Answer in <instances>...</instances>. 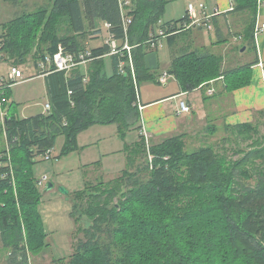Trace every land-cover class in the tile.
Listing matches in <instances>:
<instances>
[{"label": "trees", "instance_id": "obj_1", "mask_svg": "<svg viewBox=\"0 0 264 264\" xmlns=\"http://www.w3.org/2000/svg\"><path fill=\"white\" fill-rule=\"evenodd\" d=\"M0 1L18 11L3 25L0 61L19 66L32 57L40 66L59 47L76 59L91 52L88 68L57 71L53 66L47 75L41 70L38 76L46 78L49 111L21 118L14 102L5 105L7 115L0 125L7 140L0 151V239L9 252L6 264H37L33 259L52 247L39 212L43 195L40 179L33 174L37 159L46 160L61 136V156L80 150L79 134L93 125L115 124L124 139L133 128L141 130L140 87L167 76L147 67V54L156 51L163 38L175 41L205 27L185 29L190 22L187 11L179 20L161 22L166 5L175 0H48L34 12L24 0ZM259 2L233 0L229 12L241 18L235 35L254 49L256 58L225 69L223 56L185 48L172 57L168 72L182 92L206 90L207 101L215 95L207 93L210 86L220 80L228 93L251 85L258 64ZM100 22L109 25V38L117 42L120 54H112L106 41L96 47L88 43L102 34ZM126 43L130 51L123 50ZM6 95L10 100L7 91ZM261 116L264 121V111ZM261 125L259 131L258 123L226 127L229 135L222 141L232 135L249 143L245 149L237 144L234 155L225 146L219 149V143L189 152L188 133L150 147L141 135L126 146L127 164L120 176L88 181L72 195L73 237H82L71 256L53 258L52 264H264V122ZM219 129L210 124L206 136L214 138ZM146 229L151 231L152 249L139 261L137 240Z\"/></svg>", "mask_w": 264, "mask_h": 264}, {"label": "crops", "instance_id": "obj_2", "mask_svg": "<svg viewBox=\"0 0 264 264\" xmlns=\"http://www.w3.org/2000/svg\"><path fill=\"white\" fill-rule=\"evenodd\" d=\"M260 1L261 2H259L258 4V15H257V23H256L257 26H261L264 24V0H260ZM43 3L44 4H41L40 6H38V8L42 6H46L48 4V0L46 1L43 0ZM25 4L27 5V3ZM209 6L213 9L220 10V13L214 16L212 19V23L214 25V31H211L207 34L205 29L202 31L195 30L193 33H189L186 34L185 36H181L180 38H178V40L175 41L166 38L169 41V45H171L172 48L175 47L174 49H172L171 57H173L175 54L180 53L185 48L201 49L202 51H205L207 47L206 45H204L205 40L203 38L202 32L207 35H211L212 33H215L217 38L216 41H224L227 40L228 38L235 39L239 37L235 35V32L238 31L236 25L240 20L238 19L237 15L229 14V12H231L235 6L233 0H209ZM8 8L12 13V17L10 19L12 20L15 15V9L9 4H8ZM170 20H175V19H170ZM214 21H216L218 26L220 27V32L218 33L215 32L216 26L214 24ZM4 24L5 23H3V25ZM102 26L104 28L105 24L102 23ZM103 28H99V29L103 30ZM255 38H256L258 64L253 67L252 70L253 76H252L251 85L236 90L231 94L224 90L223 80H220L215 84H212L210 87L214 88L215 95L213 97H208V100L205 101L206 114L204 113V117L206 118L204 119L205 120L204 125L200 123L201 121L198 119L197 116L193 117V124L195 125L194 131L197 130V132H199L200 129H207L210 124L211 125L216 124L220 129L223 128L225 130L226 127L227 128L233 127L239 124L254 123V122L257 123L258 121L261 124L263 123L261 113L264 111V33L255 35ZM228 51H230L229 48ZM157 52L158 51L147 54L146 65L150 70L159 73L160 77H163L164 75L168 74L170 67H168L166 70L161 71V64H160L161 57L157 54ZM223 53L226 52L224 51ZM224 63L226 64V67H228V69L232 68L231 66L228 65L226 57ZM43 77L45 78V76ZM45 82H46V78H45ZM148 83H153V82H148ZM46 88H47V84H46ZM203 91L204 93H206V90ZM152 94L153 93L149 92V94L146 95L141 89L140 113L142 116L144 114V123L142 122V116H141V122L139 123L141 130H137L139 137L141 135L148 137L147 140L152 142V144L154 145V144L162 143L165 139L169 137L184 134L185 130L189 127L190 116L188 114L178 115L177 111L180 101L184 100L183 97L190 96L191 92L185 93L180 91L179 93L175 92V94L173 92H171V94L170 92H168V94H162L157 98H153ZM212 99L214 100L212 101ZM171 101H173L174 103ZM217 103H219L220 105H217ZM168 105H170L169 109L170 110L172 109V111L177 116V120H175V122L173 121L174 120L173 115H169V116L167 115L169 110ZM43 113L45 112H42L41 114ZM212 115L214 116L213 118H211ZM216 120L220 122L217 123ZM173 122L175 123V127L173 126ZM0 125H3V118L1 114H0ZM200 125L202 127H200ZM132 130H136V129L133 128ZM85 132H89L88 133L89 135L87 136L86 135L87 133ZM192 133L193 132H189L188 134L191 136ZM118 134L119 132L117 125L107 126V127H105V125H96L85 130L84 132H82V134L80 133L78 136V145L80 147V150L72 152L68 156L59 160L57 164V169L60 175H62L63 172H69L73 170H83L85 173V177H84L85 183H82L81 186V184H78L81 181V179L71 182L70 180H66L62 176H60L58 178L59 181L57 182V186L58 187L64 186L67 189L69 188L73 190L72 192H78L84 189V186L88 181H95L100 177L104 178L110 176L113 172L115 174L122 173V171L126 168V164H127L126 146L132 145L133 142H129V144L124 142L121 143L120 139L118 141V139L115 138V135ZM4 139L6 141V146H5L6 148L7 140L5 134H4ZM62 141H63V146H62L63 149L65 145V137ZM137 141H135L134 143H136ZM117 155L121 157L122 163L125 164V168L118 171L115 170L113 171L114 166H116L115 164L116 161H113L112 158L113 157L117 158ZM104 159L109 160L107 165L102 164ZM100 166L101 168L99 169L98 167ZM102 166H106L108 168L107 169L108 172H105L102 169ZM55 187L56 184L53 190L52 189L50 191L45 190L44 193L47 195L51 194L52 192L55 193L54 191L56 189ZM48 198L49 199L46 201V203H43L44 201L42 200L43 214H41L47 235L49 234L48 232L55 234L58 228V226H56V223L61 222L58 219L57 215L61 216V212L65 213L64 209L66 208L57 202L55 203L50 197ZM66 210L70 212L72 211V207L71 206L67 207ZM66 227L68 228V232H69L70 230H72L73 225L72 223H70L66 225ZM68 240H70L69 236H68ZM72 251L73 250L71 244L70 247H68V257L72 254Z\"/></svg>", "mask_w": 264, "mask_h": 264}, {"label": "rangeland", "instance_id": "obj_3", "mask_svg": "<svg viewBox=\"0 0 264 264\" xmlns=\"http://www.w3.org/2000/svg\"><path fill=\"white\" fill-rule=\"evenodd\" d=\"M25 3H27V5ZM25 3L24 4L26 5V8L28 9V11L34 12L38 8V6H40L41 4H44L45 2L43 3V0H25ZM200 3H203L207 6L208 13H210V14L214 13L215 9H213L209 6V0H175V1L166 5L165 12L162 16L161 22H167V20H170V19L179 20L185 16L186 11H187L186 9H188L189 4H193L198 8ZM0 7H1V10H0V35H1L3 32V30H2L3 23H6L7 21H9L11 19L12 13L10 12V10L8 8L7 3L0 1ZM218 11L220 12L219 9H218ZM16 12H18L17 9H15V13ZM232 19H233V16H232ZM238 19L241 20L240 17H238ZM242 26H244V25H242ZM99 28H103L102 22H100ZM213 31H214V29H213ZM262 33H264V32H262ZM262 33H259V34H262ZM207 34H204L202 32L203 38L205 40L204 45H206L207 49L205 51L200 50L201 54H204V55L206 53L207 54L208 53L219 54V56H223L224 60L226 57L228 65L231 66L232 68L239 67V66H242L245 64H249L256 57L254 49L252 47H248L246 45V42L243 41L240 37H237L235 39H231V38L229 39L228 38L227 42L221 43L220 45H218V44H215L217 42L216 41V39H217L216 34L215 33H212L211 35H207ZM108 39H109V33L106 29V26H104V28L102 30V34H100L99 37L89 39L88 43L92 47H96V46L103 45L105 43V41H107ZM212 41H213V43H212ZM225 47H226V50H225ZM174 48H172V46L169 45V41L166 38H163L162 41H160V45L156 49V51H158L157 54L161 57V59H160L161 60V63H160L161 64V71L166 70L168 67L171 66V63H172L171 54H172V49H174ZM228 48L230 51H228ZM243 48H245L244 51H243ZM224 51L226 53H223ZM41 62L42 61H40V63ZM106 62H107L106 63L107 73H108V75H110L112 72L111 71V65H110L111 63H110L109 59H107ZM236 64H237V66H236ZM88 65H89V63H86V64H83L81 66L88 68ZM11 67H12V64L9 61H7L5 59L0 61V77L7 79L9 77V70ZM17 67L22 71L23 78L20 80V82L15 83L13 86H11V88H9L7 90L8 94L10 96L9 105L12 104L13 102L16 103V106H17L16 112H17L18 116L21 118H27V117L29 118L32 116H37V115L41 114L42 112H46L47 110L45 109V105L47 103H49V97H48V93H47L45 78L42 75L38 76L39 73L41 72V67L39 65L37 66L35 64V61L32 57L27 58L26 63L20 64ZM225 67H226V64L223 62V68H225ZM225 69H228V67H226ZM140 89H142L146 95L149 94V92L153 93L152 94L153 98H157L158 96H160L162 94H168V92H170V94H171V92H173L175 94V92L179 93L181 91V88L179 86L177 79H175V77L168 75V74L166 77L160 78L159 83H148V82L143 83L141 85ZM212 89H214V88H212ZM205 95L206 94L204 93L203 90L197 89L195 91H192L190 96L183 97L184 98L183 101L187 102L191 107V112L186 113L190 116V119L188 117L190 122H189V127L185 130V133L193 132L191 135V138H189L187 140V146H188L187 150L190 152V151H193L194 148L199 147L201 145H204V144L213 145V144H217V143L220 144L218 146L219 149L221 146H225V150H227L230 155H234V152L237 151V149L239 147L238 145H240V148L245 149L246 145H248L249 143L240 142V140L237 139L235 136L233 138L231 135L229 140L222 141V139L225 136L229 135L228 133H226V131L223 128L219 129L220 131L218 132V135H216L215 137L213 136L214 138H210V137L206 136V134H208L205 132L206 129H200L199 132H202V134L196 135L197 130L194 131L195 125L193 124V117L197 116L198 119L201 121L200 123L202 125H204V122H205L204 119L206 118V117H204V113H205V109H206V104H205V100H204ZM213 100L214 99H212V101ZM171 102H173V101H171ZM217 105H220V104L217 103ZM169 106L170 105H168V109H169ZM178 112L179 111H177V114H178ZM140 115H141V113H140ZM167 115L168 116L173 115V117H174L173 121L174 122H175V120H177V116L172 111V109L168 110ZM178 115H180V114H178ZM213 117L214 116L212 115L211 118H213ZM140 122H141V120H140ZM142 122L144 123V114L142 116ZM174 122H173V126L175 127ZM216 122L219 123L220 121L216 120ZM262 122H264V121H262ZM254 123H256V122H254ZM257 123H258V126L255 129L257 131L261 130V128L263 129L261 123L259 121ZM113 125H115V124L105 125V127L113 126ZM93 126H96V125H93ZM93 126H91V127H93ZM200 127H202V126L200 125ZM85 133H87L86 134L87 136L89 135L88 134L89 132H85ZM115 138H117L118 141L120 139L121 143L124 142V143L129 144V142L134 143L135 141H137L139 138V135L137 133V130H130L127 133L126 139L122 138V136H120L119 134L115 135ZM147 138L148 137H145V141H146V144L148 145V147H150L153 144H152V142L148 141ZM63 139H64V136L57 138L56 145L51 152V159L50 160H44V157H40L37 159L38 162L33 167V174H34L35 178L42 179L43 177H47V179H48L47 182L45 183V186L40 187V190H41L42 195L44 197V198H42V200L44 201L43 203H46V201L49 199L48 197H50L55 203L57 202V203L63 205V207L67 208L70 206L72 207V204H73L72 195L75 192H72L73 190H71L69 188L67 189L64 186L58 187L57 186V182L59 181L58 178L60 176H62L64 179L70 180L71 182L76 181L78 179H81V181L78 184H81V186H82V183H85V178H84L85 173L83 170H73V171H69V172H63L62 175L59 174V171L57 169L58 161L69 155L68 154L65 156H61L62 150H63L62 149V146H63L62 140ZM133 143H132V145H133ZM5 146H6V141L4 139V135L0 134V150H3L5 148ZM233 157H235L234 159L239 158L238 155L233 156ZM120 159H121V157L118 155H117V158L116 157L112 158L113 161H116L115 162L116 166H114L113 171L114 170L118 171V170L125 168V164L122 163V159H121V161H120ZM148 159H149V161H150V159H152L150 155L148 156ZM108 162H109L108 159L107 160L104 159L102 164L107 165ZM98 168L100 169L101 166ZM102 169L105 172H108V170H107L108 168L106 166H102ZM101 173H102V171H101ZM120 175H121V173L115 174L113 172L110 176H107L104 178L100 177L99 179L110 180V179L116 178L117 176H120ZM74 178H76V179H74ZM82 180H83V182H82ZM47 183H52L54 186L56 184V187H55L56 189L54 190L55 193L52 192L51 194H48V195L44 193ZM69 185H71V184H69ZM60 187L66 188L68 190V194L61 193L59 190ZM53 189H54V187H53ZM66 208L64 209L65 213L61 212V216L57 215L58 219L61 222L56 223V226H58V228H57V231L55 232V234L48 232L49 234H48L47 241L49 243H51V246H52L51 250H50L51 252L48 251L47 253L40 256L39 258H35V260L33 259V263L52 264L53 258L54 259L68 258V247H70V245L72 244V250H73V245L77 242V240L80 237H82L81 235L77 236L75 238L73 237V235L76 231V225H75L74 219L71 215L72 211L69 212L66 210ZM39 212H40V214H43L42 202L39 206ZM41 217H42V215H41ZM70 223H72L73 228H72V230H70L68 232V228L66 227V225H68ZM68 236H69L70 240H68ZM139 236L140 237L137 240V245L139 246L138 247L139 256L136 258V260L140 261V259H141V261H142L143 259H145L149 255V251H151V249H152V248H149V240L151 238V231L148 229L143 230L142 232H140ZM49 239H50V241H49ZM8 253L9 252H7L5 249H3L1 239H0V264H6V262H7L6 260L8 258ZM72 253H73V251H72Z\"/></svg>", "mask_w": 264, "mask_h": 264}, {"label": "built area", "instance_id": "obj_4", "mask_svg": "<svg viewBox=\"0 0 264 264\" xmlns=\"http://www.w3.org/2000/svg\"><path fill=\"white\" fill-rule=\"evenodd\" d=\"M127 3L128 2H126L125 4H127ZM187 13H188L187 16H188V19L190 22H188L185 25V29H190V28L195 27V26L196 27L203 26V27H205L206 33H209L211 31H213V29H214V25L212 23L213 17L218 15L220 12L218 11V9H215L214 13L209 14L208 10H207V6L203 3H200L198 8L193 4H189L188 9H187ZM124 23H125V27H127V25L130 23V20L126 18L124 20ZM105 26H106V28L109 27L108 24H105ZM263 30H264V24L261 26H257L255 35H258L259 33L264 32ZM161 34H163V33L161 32ZM106 42L112 48V54H120L121 53V50L118 49V44L115 40L109 38ZM130 49L131 48L128 45V43H126L123 47V50L130 51ZM90 60H91V52L81 54L78 57V59H76L74 55L66 54L64 49L62 47H59V50L56 54H54L52 57L51 56L47 57L45 59V61L40 63V67H41V70L46 73L45 75H47L49 72H51L50 68L53 66L57 71H68V70H71L72 68L77 67L79 65L86 64V63L90 62ZM122 68H123V65H122ZM131 68L133 71L132 64H131ZM164 77H166V76H164ZM22 78H23V73L17 66H12L10 68L9 77L7 79L0 77V114L3 118V123H4L5 117L7 115V112L5 111V105H6V103L9 102V98L6 95V91L11 86H13L15 83L20 82V80ZM213 92H214V89H209L207 91V93L209 95H212ZM45 109L47 111H49L51 109V105L49 103H47L45 105ZM140 109H141V107H140ZM178 111H179L178 114H180V115L190 113L191 107L187 102L180 101V103L178 105ZM151 158H152V156H151ZM45 159L46 160L51 159V152H49L46 155ZM47 180H48L47 177H43L42 179L39 180V185L41 187L45 186V183L47 182Z\"/></svg>", "mask_w": 264, "mask_h": 264}, {"label": "water", "instance_id": "obj_5", "mask_svg": "<svg viewBox=\"0 0 264 264\" xmlns=\"http://www.w3.org/2000/svg\"><path fill=\"white\" fill-rule=\"evenodd\" d=\"M245 50V48H243V51ZM54 185L52 183H47L46 185V191H50L51 189H53ZM60 192L63 194H68V190L64 187H60Z\"/></svg>", "mask_w": 264, "mask_h": 264}]
</instances>
